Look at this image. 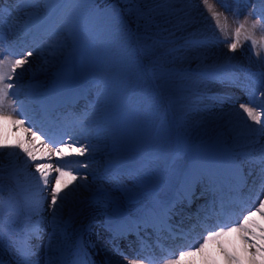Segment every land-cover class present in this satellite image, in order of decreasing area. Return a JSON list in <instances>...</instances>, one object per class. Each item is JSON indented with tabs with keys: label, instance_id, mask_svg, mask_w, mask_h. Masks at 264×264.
Here are the masks:
<instances>
[{
	"label": "rangeland",
	"instance_id": "1",
	"mask_svg": "<svg viewBox=\"0 0 264 264\" xmlns=\"http://www.w3.org/2000/svg\"><path fill=\"white\" fill-rule=\"evenodd\" d=\"M119 1L127 3L126 9H133V6L137 9L149 8L153 10V14L155 9L160 8L154 15L152 14V20L145 26L154 25L152 31L156 33L154 36L161 41V45H154L156 48L142 46L140 50L145 56L138 55V45L133 44L127 20L120 12V8L118 12L114 10L115 5L106 8H99L96 5H85L77 9L68 8L62 19L58 15H53L49 19L47 7L41 3L36 6L39 11V23H37L35 20L30 21L25 14L35 11L36 8L17 6L14 0L13 6L9 3H0L3 8H8L0 27L7 30L8 26L11 28L16 26L19 32L17 34H22L23 38H26L30 32L38 30L41 24L47 22V28L37 39H34L33 56L29 57L28 63L24 65L38 67L42 69V73L29 75V70L23 71L20 68L21 70H16V74L19 75L16 79H21L23 84L31 76L30 82L36 83L35 88L46 87L42 89L46 90L50 87L56 72H59L60 76L65 70L64 77H59L67 83L61 87L62 89L71 91L80 84L85 90L88 89L92 95V107L84 114L81 121L94 120L95 133L107 139L108 148L112 144L117 145L120 154L118 157L112 154L107 156L105 151H99L91 157L81 156L83 158L73 154V159L78 158L79 163L75 167H70L73 169V175L82 179L87 177L84 183L88 185V189L89 182L94 179L117 181L116 190L115 192L111 190L110 195L113 194L111 198L120 205L123 201L138 199L132 192L138 186L141 187L142 192L148 193L152 189H158L164 180L167 181L175 174L177 169L165 167L161 157L164 153L169 156L171 162H179L185 157L184 152L188 148L206 149L208 143L217 145L224 143L227 137H242L243 134L237 132L238 124L230 122L221 124L215 121L210 127L206 123L214 119L213 116L223 113L224 107H238L240 104L239 99L234 100L228 93L230 88H233L231 78L235 74L244 83L253 77L262 76L261 72H264V50L257 57L256 49L250 48L251 42L243 39L235 52L227 47V43L233 38L235 28L238 27V22H243L245 18L248 19L247 31L253 32L257 40L264 36V25L259 24L253 30L251 25L256 21L248 15L252 12L251 16L258 19L260 15L254 9L264 4L259 3V0H208L216 13L223 18L227 17L228 37L225 38L216 27L215 20L203 0H171L167 4L162 3L161 0H145L144 7L136 0ZM18 8L21 10H17ZM74 16L78 18V23L70 35L66 25ZM113 17L118 21L114 27ZM139 35L148 36V33L142 32ZM188 39L205 43L195 47H182L184 41ZM48 44L53 45L54 54L42 51ZM170 49L178 50L170 52ZM238 64L243 66V72L236 67ZM216 71L221 73V78L212 76ZM225 96L229 99L223 105L215 99H209V97ZM250 100L251 96L248 95L242 104L252 106ZM9 102H13L12 96ZM109 103L113 104L107 107ZM12 110L15 108L13 107ZM115 110L118 119L109 115ZM16 114L13 113V117L17 118ZM158 128L156 134L159 137L153 140L150 146V141ZM260 138L264 141V134ZM240 142H232L230 148ZM156 144L159 145L156 149L160 148L164 153H154L151 150ZM148 155L154 158L147 160ZM109 159L119 169L133 165L131 168L138 170L139 177L135 176L130 182H120L117 174L98 179L97 176L103 174L100 166L105 165L106 160ZM85 164L87 167L83 166ZM181 166L182 164H179V169ZM81 169L82 171H79ZM170 170L171 174L168 176ZM5 178L4 181L11 188L14 199L11 200L9 196L3 198V201L0 200V207L5 203V207L0 210V221L3 220L1 213L16 208L9 204L15 201V205L21 206L23 202L22 195L18 191L15 192L20 194L19 197L14 193L21 182L10 180L7 176ZM69 179L65 178L66 181ZM72 182L76 180L69 184H73ZM80 185L78 184L77 188L85 192L87 188ZM67 187L74 189L72 185ZM104 187L108 188L103 182L101 194L107 196L103 192L106 190ZM110 202L116 205L111 200ZM184 219L188 221V218ZM4 225L8 223L5 222ZM4 230L6 229L3 227L0 252L7 251L9 247L4 245L8 243ZM46 238L43 237L39 242H44L46 245ZM9 248L19 260L21 254L18 249L14 246ZM39 255L36 253L34 257ZM254 263L261 264V258L256 257Z\"/></svg>",
	"mask_w": 264,
	"mask_h": 264
},
{
	"label": "bare ground",
	"instance_id": "2",
	"mask_svg": "<svg viewBox=\"0 0 264 264\" xmlns=\"http://www.w3.org/2000/svg\"><path fill=\"white\" fill-rule=\"evenodd\" d=\"M9 3L13 6L14 0H9ZM262 10H264V5L258 7L260 13ZM221 20H223L222 16ZM46 26V24L40 25L38 30L31 34L33 36L32 38L38 37L40 35L39 33H41ZM16 28V26L13 28L10 27L9 33L17 38L21 34H17L19 32ZM27 40L29 39H26L25 41ZM17 44L18 41H16L15 46ZM28 49L34 50L31 46H29ZM21 69L23 71L29 70V75L42 73V69H38V67L36 68L35 66L32 68L30 65L24 66ZM64 74L65 70L64 72H61L60 76L59 72H56L51 80L50 89L39 90L38 92L37 88L34 87V84L30 82V76V78H27L25 83L22 84L23 86L28 85V90L25 92H21L18 89L13 90V96L16 97L15 99L20 104V107L26 106L28 109H30L29 107L32 104L39 105L42 108L46 105L53 106L59 104L67 98L66 96L59 101L61 97L65 96L64 92L68 91L61 88L67 83L59 80V77H64ZM262 79L264 78L262 77ZM228 93L231 94V98H234V100L235 98L236 101L239 99L240 104L238 107H224L223 113L213 116L214 119H211L212 121L210 120L206 124L210 127L215 124V121L221 124L227 122L238 124L237 132L243 134V139L239 136H233L227 137L228 139L225 140L224 143L217 145L208 143V146L204 150L188 148L184 152L185 158L179 162H171L166 155H164L166 168L171 167L172 170L177 169L175 174L171 175L160 188L151 190L149 195H144L145 192H143V194H138V199L124 205L126 209L118 211L112 207L113 205L106 201V197H101V195H99V188H95L98 195H94V198L91 200H85V198L89 196L86 191L84 192L77 188V191L73 193V189H69L68 187L63 189V195L68 194V197L73 201L74 209L68 213V218L65 219L63 214H59L60 218L57 223L64 226V232L60 235L59 230L56 228V235L54 237L55 241H61L67 245L65 264H129L130 260L132 261V264H148L147 260H138L132 251L123 253L120 248L111 247L109 244L111 240L104 236L106 238L105 240L100 234V231L103 228L108 227L114 228L116 234L123 232L126 233L131 227L137 228L145 226V221L151 220L150 214L160 211L161 207L170 208V211H173L181 201L190 200L192 197L194 185L198 181L192 184H186L185 177L191 176L193 172L199 174L205 172L208 176L211 175L212 177L216 175L230 184V187H217L215 189L216 192L214 191L211 194L208 207H211L215 199L216 202L223 199L224 205H228L229 200L234 201L235 196H233V194L228 195V192H226L227 188V191H229L230 188L235 191L244 188L248 191V194L244 195H249L250 197L253 196L255 191H260V165L255 163V161L259 158L260 150L262 146H264V141L260 138L263 137L264 134V123L256 125L247 119L246 114L240 107L245 98V91L242 88L236 87L234 90L230 88ZM262 93H264L263 88L261 94ZM261 105H264V101H262ZM67 131L70 135L73 134L72 137L76 147L86 146L85 154L81 155L83 157H87L98 151H104V149L107 151L108 156H111L112 153L116 152L114 149H106L108 143L107 139L101 140L100 145H95L93 143V140L97 141V137H94L93 128L91 126L85 127V124H73L72 129L67 127ZM30 138V133H25L23 128L17 130V127L12 124L11 120L0 119V143L12 145L17 142H27ZM238 141H241L240 144L230 148L232 142L234 143ZM43 144H45V142L42 139L35 142V147L38 152L43 151ZM0 151L3 152V154L0 155V162H4V164L0 163V174L3 172L1 171L2 167H8L13 174H23V176L26 175L29 177L31 181L26 184L27 187L23 188L22 191H25V195L28 199H32L33 195L30 194L29 191L37 190L36 187H33L35 184L34 181H36L34 176H39V173L35 172L33 162L28 161L25 154L20 152L19 149L4 148L0 149ZM9 152H15L17 155L9 156L7 155ZM66 157L67 155L64 157L63 161L69 160ZM109 161L111 160L109 159ZM40 162L42 161H36V163ZM54 162L55 160L52 157L51 163L53 164ZM237 163L239 167L236 166ZM179 164L187 167L184 172L182 169L178 170ZM100 167L107 173L117 170V167H114L110 162L105 166L101 165ZM250 172L251 175H249ZM158 174L161 175V173ZM170 174L171 170L168 176ZM75 187L77 186H74V189H76ZM217 190L222 192L219 193ZM6 194L9 195V193ZM47 196L50 200V195ZM35 201L40 202L44 200H42V196L36 195ZM30 203H32V201H30ZM253 204L258 206V200H254ZM47 206L46 210L48 211L46 212L44 219L42 218L41 220L35 221L34 226L31 225L30 228H25L24 231L29 233L31 232L32 227L39 226V228L43 230L48 226V229L52 232L53 225H48L45 221V219H51L52 215V210L49 207V204ZM42 208L44 209L43 206ZM37 209L38 211H36L35 214L43 213V210L40 211L39 207ZM21 215L25 217V214ZM14 217L15 216L8 215L5 220L7 222L12 221V223L18 222L14 220ZM253 222L254 225L260 226H254L252 229L259 237L261 235V228H264V219H262L259 213H257V215L253 217ZM26 234L23 235V238H25ZM204 236H199L198 240L202 241ZM32 238L36 239L35 236ZM131 248L132 244L129 245L128 250H131ZM248 248L250 250H248ZM36 251L40 252V250ZM225 252L228 256L236 258V264H255L252 256L254 249H251L248 244L244 242L240 233L235 232L224 236L219 241L209 244L204 253L188 259L186 258L181 264H232V261L226 258ZM40 253L44 254V252ZM209 253H213L212 260H210ZM45 258L46 253L43 259L44 264Z\"/></svg>",
	"mask_w": 264,
	"mask_h": 264
},
{
	"label": "snow or ice",
	"instance_id": "3",
	"mask_svg": "<svg viewBox=\"0 0 264 264\" xmlns=\"http://www.w3.org/2000/svg\"><path fill=\"white\" fill-rule=\"evenodd\" d=\"M162 3H170L171 0H161ZM206 5L208 11L212 14L215 25L219 28L220 32L224 35L225 38L228 37L227 32V17L223 18V22L221 20V15L216 13L213 6L208 2V0H203ZM15 3L24 8H36L39 4L43 3L46 5L49 19L53 15H58L61 19L65 11L68 8L77 9L81 6L85 5H94L96 0H15ZM259 3L264 4V0H259ZM17 10H21L18 8ZM5 9L0 6V23L3 22V16L5 13ZM9 14L11 15V10H9ZM28 19L35 20V22L39 23V11L36 8L35 11H30L25 13ZM249 16L253 15L252 12L248 14ZM238 17V14H237ZM113 27L118 21L115 17L112 18ZM264 21V10H262L259 18L255 23H252L251 28L255 30L257 26ZM78 23V18L73 17L72 21L66 25L69 34L73 33V30ZM248 24V19L245 18L243 22H238V27L235 28L233 33V38L230 42L227 43V47L235 52L238 46L241 44L242 39L245 41H250V48L256 49L255 55L259 57L261 55V51L264 50V36L261 39L257 40L254 37L253 32H249L246 30V25ZM159 27V25H157ZM205 43L204 41H196V40H185L182 47H195L197 45H201ZM3 45H4V35L3 32L0 31V119L11 120L12 124L17 127V130L23 128L25 133H30L31 138L27 142H17L16 144L9 145L7 143H0V149L11 148V149H19L20 152L24 153L27 160L33 162V166L35 168V172L39 173V176H34L36 180V189L37 194L42 195L43 193H48L50 195V204L49 207L52 210L51 221L50 223L53 225L52 232L48 235V241L45 245L46 248V259L45 264H65V257L67 255V245L61 241H55L54 237L56 235V225L59 220V214L63 211L64 201L68 200V194L61 196V192L64 188L68 186V183L76 180V176L73 175V169L68 164H52L51 158L53 156L59 157L63 159L64 153L66 149H71L72 152L77 155H84L86 151V146L76 147L71 142H61L60 140L53 139L52 137L48 138V143L43 144V151L38 152L35 147V142L40 141L41 137L37 135L36 132H33L31 129L36 125L33 123L30 127H24L25 119H29L26 115H24L23 110H21L20 115L23 116V119H13V113L11 111L12 105L9 103L10 100V92L14 88V85L10 83L15 76L16 70L23 68L25 64L28 63V58L32 56V51H26L23 55H19L16 53H11L10 55L13 57L12 59H8L3 55ZM178 49H170V52L177 51ZM42 51H47L49 54H54V47L52 44H48ZM23 75V73L21 74ZM15 95V94H14ZM264 96V93L261 94ZM209 99H215L221 105H223L229 98L228 97H209ZM253 106H249L248 104H241L240 107L243 109V112L246 114L247 119L252 121L256 125H260L264 123V105L258 106L255 104V101H250ZM47 135V133H44ZM258 142V141H255ZM31 145V146H28ZM51 145V147L49 146ZM3 152L0 151V155ZM7 155L14 156L17 155L15 152H9ZM248 155V154H244ZM42 161L40 163H36V161ZM236 163V162H234ZM258 165H260V191L257 193L258 206L254 208V210H249L245 215L242 216L241 221L236 224L230 223H222L217 222L216 226L212 229H208L203 240L194 247H190L186 250H182L179 253H173L168 251L167 256L161 261V264H181L186 258H191L198 254H202L208 248L209 244L219 241L224 236L230 233H240L244 238V242L248 244L251 249H254L252 253L253 259L256 257L261 258V264H264V228H261V235L256 237V233L252 230L253 227H260L259 225H254L253 217L259 213L262 219H264V146H262L260 150V156L255 161ZM87 167V165H83ZM239 167L238 163L236 164ZM242 171V170H241ZM55 173L53 176L52 174ZM251 175V172L249 173ZM52 176L50 181L49 177ZM70 178L68 181L65 178ZM85 181L87 177L83 178ZM201 179V175L197 172H193L191 176L185 177L186 184H192ZM209 185L211 186L213 183L212 176L209 175ZM51 184V187L49 185ZM80 187L87 188V184H82ZM2 191V188H0ZM77 189H73V193H75ZM48 196L42 195V200H47ZM58 201H60V205L58 206ZM224 201L221 199L220 201V209L221 214L224 210ZM37 207H32L30 214L26 217L27 221L31 220V213H35L37 211ZM39 210L42 211V203L39 205ZM170 208L161 207V210L158 212H153L150 214L151 220H146L145 224L147 226H153L157 233L156 245L160 247L162 250L164 249V245L161 243L160 234L162 231L167 230L169 235L172 238H175V234L172 233L171 226L168 225L167 220L169 219L168 213L170 212ZM41 229L39 226H35L31 229V232L27 233L24 240L19 242L18 251L21 254V260L18 261V264H38L37 260H33L32 258L36 255L32 245L30 244V240L33 236L36 239H40ZM259 240L260 243H256L255 240ZM2 242H3V223L0 221V250H2ZM143 250V248H142ZM225 256L227 259L232 261V264H236V258L232 256H228L225 252ZM145 259L148 261V264H156V260L152 256H147ZM0 264H3V261L0 260ZM129 264H132V261H129Z\"/></svg>",
	"mask_w": 264,
	"mask_h": 264
},
{
	"label": "trees",
	"instance_id": "4",
	"mask_svg": "<svg viewBox=\"0 0 264 264\" xmlns=\"http://www.w3.org/2000/svg\"><path fill=\"white\" fill-rule=\"evenodd\" d=\"M140 2V6L145 5L143 0H138ZM114 2L118 3V6L120 9L123 11H126V7L123 4V2H119V0H96V3L94 5L101 6V7H108L112 6ZM152 14L153 10H150L149 8H143V9H132L129 11V17H128V22L130 27L133 30V38L137 40L138 38L135 36L136 31H140L142 28L146 29L148 26H145L150 20H152ZM143 40V39H142ZM145 41H150V38H147ZM156 44L161 45L159 42Z\"/></svg>",
	"mask_w": 264,
	"mask_h": 264
}]
</instances>
